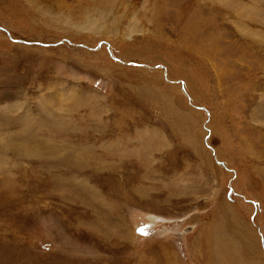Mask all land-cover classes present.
Wrapping results in <instances>:
<instances>
[{
    "label": "rangeland",
    "instance_id": "1",
    "mask_svg": "<svg viewBox=\"0 0 264 264\" xmlns=\"http://www.w3.org/2000/svg\"><path fill=\"white\" fill-rule=\"evenodd\" d=\"M215 235L264 264V0H0V264Z\"/></svg>",
    "mask_w": 264,
    "mask_h": 264
},
{
    "label": "bare ground",
    "instance_id": "2",
    "mask_svg": "<svg viewBox=\"0 0 264 264\" xmlns=\"http://www.w3.org/2000/svg\"><path fill=\"white\" fill-rule=\"evenodd\" d=\"M210 236V235H209ZM211 237V236H210ZM209 237V238H210ZM223 236L221 237H218V235H215L213 238H215V240L217 241V246H216V250L217 249H220V248H226L230 245V241L227 240V239H224V237L222 238ZM221 244V245H220ZM228 252H233L231 248H226V249H223L221 251H215L214 252V258H216L215 262L216 263H220V264H243L240 261H236L235 260V256L232 255L231 253H228ZM234 253V252H233ZM249 253V252H248ZM256 257V256H254ZM255 264H259V263H255Z\"/></svg>",
    "mask_w": 264,
    "mask_h": 264
}]
</instances>
